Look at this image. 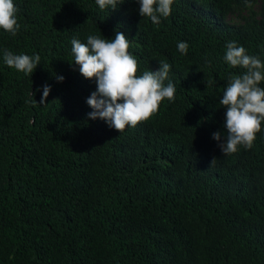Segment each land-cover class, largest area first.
<instances>
[{
  "label": "trees",
  "instance_id": "obj_1",
  "mask_svg": "<svg viewBox=\"0 0 264 264\" xmlns=\"http://www.w3.org/2000/svg\"><path fill=\"white\" fill-rule=\"evenodd\" d=\"M14 3L19 32L0 29V264H264V131L232 155L213 139L225 131L230 75L244 71L225 60L227 43L264 62V0H174L159 25L138 0L113 11L96 0ZM117 31L138 75L167 62L176 88L174 103L123 133L89 118L97 82L71 51L73 38ZM5 51L40 65L26 76Z\"/></svg>",
  "mask_w": 264,
  "mask_h": 264
},
{
  "label": "clouds",
  "instance_id": "obj_2",
  "mask_svg": "<svg viewBox=\"0 0 264 264\" xmlns=\"http://www.w3.org/2000/svg\"><path fill=\"white\" fill-rule=\"evenodd\" d=\"M125 0H96L101 10H116ZM139 14L159 25L161 17L172 14L174 0H138ZM19 9L14 0H0V29L16 36L21 25L18 22ZM74 64L86 79H95L97 91L87 98V104L93 109L88 113L90 119H101L110 128L123 133L127 127L135 128L158 114L165 100L174 103L176 88L169 79L171 65L161 61L159 70H145L138 75L137 59L129 52L130 42L120 31L113 39L88 35L87 42L71 40ZM178 51L186 55L189 45L179 42ZM225 60L233 68H242L241 74L230 75L220 103L226 108L223 133H213V139L222 141L219 147L224 155H232L240 147L251 149L257 134L264 131V62L256 56L246 53L243 46L230 41L226 45ZM4 61L10 68L32 76L40 65V55L13 54L4 52ZM63 81V76H57ZM167 81V83H165ZM213 81L207 82V87ZM51 91L44 86L43 98L39 104H46ZM37 102V101H36ZM226 133V135H225ZM215 158L212 161L214 163Z\"/></svg>",
  "mask_w": 264,
  "mask_h": 264
},
{
  "label": "rangeland",
  "instance_id": "obj_3",
  "mask_svg": "<svg viewBox=\"0 0 264 264\" xmlns=\"http://www.w3.org/2000/svg\"><path fill=\"white\" fill-rule=\"evenodd\" d=\"M257 4H258V2L254 5L255 8L257 7ZM227 19L230 20V21L235 20V19H237V15H235L233 13H229L228 16H227Z\"/></svg>",
  "mask_w": 264,
  "mask_h": 264
}]
</instances>
